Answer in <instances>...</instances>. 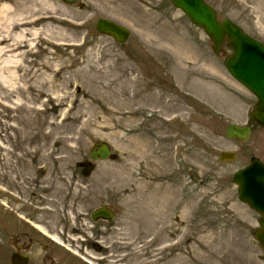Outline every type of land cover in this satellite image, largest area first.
I'll return each mask as SVG.
<instances>
[{
	"label": "rangeland",
	"instance_id": "374dc122",
	"mask_svg": "<svg viewBox=\"0 0 264 264\" xmlns=\"http://www.w3.org/2000/svg\"><path fill=\"white\" fill-rule=\"evenodd\" d=\"M108 1L0 0L27 19L55 13L63 21L55 44H45L48 33L40 30L33 54L18 59L12 90L0 83V244L14 231V213L65 245L81 243L74 232L106 205L116 211V228L102 244L114 264H264L252 237L258 215L238 201L232 184L251 158L264 163V130L254 128L244 145L224 136L228 125L247 124L256 102L224 69L229 51L214 55L170 0ZM205 1L264 45V0ZM98 18L127 28V43L97 35ZM45 61L72 69L47 72L53 87L28 90L22 74L42 70ZM75 62L109 67L107 77L91 71L69 84ZM129 78L138 86L121 85ZM111 79L116 97L126 90V106H71ZM96 142L108 144L116 160L93 164L88 152ZM220 152H235L237 160L220 163ZM88 164L93 170L83 177ZM7 257L0 245V262Z\"/></svg>",
	"mask_w": 264,
	"mask_h": 264
},
{
	"label": "water",
	"instance_id": "95a60500",
	"mask_svg": "<svg viewBox=\"0 0 264 264\" xmlns=\"http://www.w3.org/2000/svg\"><path fill=\"white\" fill-rule=\"evenodd\" d=\"M61 1L72 5L77 0ZM171 2L211 39L216 54L220 53L223 44L232 51V54L224 60V66L237 82L256 97L257 104L250 118L264 129V48L247 37L229 20L217 21L214 10L203 0H171ZM96 31L112 37L117 43H124L128 38L126 30L103 19L98 20ZM225 136L227 139L244 143L250 136V129L228 126ZM109 156L108 148L102 144H96L90 154L94 160L112 158ZM234 160V154L220 155L221 162ZM233 183L238 186L239 201L247 204L261 216L260 230L254 233V238L264 250V166L258 160L251 159L247 168L234 174Z\"/></svg>",
	"mask_w": 264,
	"mask_h": 264
},
{
	"label": "bare ground",
	"instance_id": "6f19581e",
	"mask_svg": "<svg viewBox=\"0 0 264 264\" xmlns=\"http://www.w3.org/2000/svg\"><path fill=\"white\" fill-rule=\"evenodd\" d=\"M108 2L114 5L113 0H110ZM55 15L56 14L53 13V15H40L36 18L27 19L26 16L14 13L12 7L8 4V2L0 3V72L3 73V75H0V77L4 76V78L0 80V83L3 87H5V89L12 90V88L14 87L16 82L15 72H17L20 67V61L18 59L21 56L23 57L33 54L32 42L39 40L40 35L42 34V30L44 31V33H48V35H46L47 39H43L45 41V44L47 45L55 44L53 41L57 40L60 37L61 33L56 26H60L63 21L55 17ZM36 26H39L41 29H36ZM58 46L68 48V46L70 45L61 44ZM42 66V70H30L29 68H26L25 70L27 71L22 74L21 78L25 81L28 90H35L36 85L37 87L48 85H51L53 87L54 81L51 79V77H49V75L46 74L47 72H50L52 76L56 77L60 72L72 69V65L58 66L53 65L48 61H45ZM75 66L79 67L71 72L73 81L69 82V80L67 79L64 80V82H69V84L76 83L79 77H87V74L91 73V71L94 72L97 78H106L109 70V67H102L99 71H94L91 66L85 69L82 68L80 62H75ZM57 68L61 69L57 70ZM89 79L90 81H95L91 80L92 78ZM111 80L112 81H110L106 86L102 88L98 87V92L94 95L90 96L87 93H83L82 95H80L79 101L78 99L73 100L71 106H76V104H79L80 106H107L105 100H114L117 102V104L120 101V104H122V106H126L129 103V99L126 97V90L124 92L122 91V93L119 94V100V95L117 94L118 97H116V95L110 90V85L114 82V79ZM121 85L130 87L128 89L130 90L132 86H138V81L129 78L125 79ZM38 96L40 97V95ZM122 96L123 98H125L124 101L121 100ZM64 97L66 96L64 95ZM50 100H52V98H49L47 102L50 103ZM71 110H73V107L71 108ZM82 117H85L83 113L77 115L75 118H73V120H79ZM95 119H97V116H94V120ZM84 122L87 124V120ZM58 141L62 143L65 142L66 139H61Z\"/></svg>",
	"mask_w": 264,
	"mask_h": 264
},
{
	"label": "flooded vegetation",
	"instance_id": "af4514ba",
	"mask_svg": "<svg viewBox=\"0 0 264 264\" xmlns=\"http://www.w3.org/2000/svg\"><path fill=\"white\" fill-rule=\"evenodd\" d=\"M86 220L89 222L87 228L85 225L80 233L74 232L77 236L81 235L86 238L83 246L82 244L76 245L80 249L74 251L77 257L21 228L13 231L7 237L8 257L2 264H12V257H15L14 262L20 259V262L15 264H106L112 261L102 257L104 252L100 243L107 237V234H110L112 229L116 228L113 221L99 220L94 222L90 215H86ZM78 227L80 228L82 225H78Z\"/></svg>",
	"mask_w": 264,
	"mask_h": 264
}]
</instances>
